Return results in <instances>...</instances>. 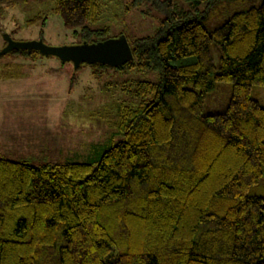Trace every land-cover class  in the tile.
Wrapping results in <instances>:
<instances>
[{
  "label": "trees",
  "instance_id": "trees-1",
  "mask_svg": "<svg viewBox=\"0 0 264 264\" xmlns=\"http://www.w3.org/2000/svg\"><path fill=\"white\" fill-rule=\"evenodd\" d=\"M112 1L53 0L26 23L40 21L44 42L52 13L74 43L126 36L132 59L81 63L69 92L84 65L97 79L101 68L158 78L97 112L121 137L95 160L0 156V264H264V0H125L124 12L160 13L152 33L132 37L110 34ZM21 66L0 64V79Z\"/></svg>",
  "mask_w": 264,
  "mask_h": 264
},
{
  "label": "rangeland",
  "instance_id": "rangeland-1",
  "mask_svg": "<svg viewBox=\"0 0 264 264\" xmlns=\"http://www.w3.org/2000/svg\"><path fill=\"white\" fill-rule=\"evenodd\" d=\"M174 1L188 7L184 0ZM121 2L124 4L125 0L119 5L114 0L106 9L103 20L109 25L110 34L122 30L132 37L154 31L160 13L147 11L146 7L124 12ZM52 4L53 0H3L0 23L14 39H36L40 21H26L39 12H47ZM43 30L45 42L51 45L78 40L57 14L48 15ZM3 43L0 33V49ZM5 63H22L23 67L9 71L23 75L0 79V156L33 164L95 160L103 147L121 137L97 112L111 113L120 103H132L135 99L124 88L132 87L133 81L158 78L156 71L101 68L97 79L90 67L84 65L76 71V81L69 92L74 73L71 62L62 64L56 56L32 61L6 54L0 58V64ZM261 92L264 93V87Z\"/></svg>",
  "mask_w": 264,
  "mask_h": 264
},
{
  "label": "water",
  "instance_id": "water-1",
  "mask_svg": "<svg viewBox=\"0 0 264 264\" xmlns=\"http://www.w3.org/2000/svg\"><path fill=\"white\" fill-rule=\"evenodd\" d=\"M3 39L6 44L0 49V55L13 49L38 50L44 56H56L61 61L72 62L74 68L81 63H100L109 67H121L132 59V50L124 34L116 37H107L94 42L51 45L42 38L18 40L4 32Z\"/></svg>",
  "mask_w": 264,
  "mask_h": 264
}]
</instances>
